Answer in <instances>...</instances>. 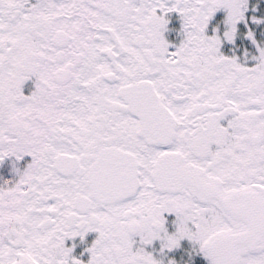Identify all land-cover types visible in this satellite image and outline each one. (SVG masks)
<instances>
[{
	"label": "snow or ice",
	"instance_id": "obj_1",
	"mask_svg": "<svg viewBox=\"0 0 264 264\" xmlns=\"http://www.w3.org/2000/svg\"><path fill=\"white\" fill-rule=\"evenodd\" d=\"M8 163L0 264H264V0H0Z\"/></svg>",
	"mask_w": 264,
	"mask_h": 264
},
{
	"label": "flooded vegetation",
	"instance_id": "obj_2",
	"mask_svg": "<svg viewBox=\"0 0 264 264\" xmlns=\"http://www.w3.org/2000/svg\"><path fill=\"white\" fill-rule=\"evenodd\" d=\"M29 85H31L32 87H34V84H32V81H29L28 82ZM26 93L29 92V88L26 87L25 89ZM10 163L4 165V167L0 168V184H3L5 183L6 181H8L9 179L11 180V177L13 175V171L11 169V167L9 166ZM7 178V179H4V178ZM4 179V180H3ZM97 234L96 233H90L87 237V240H88V244L90 245V243L96 238ZM77 248L75 250L76 254L79 255V253H81L83 251V249L87 246V245H84V244H81L79 242V238H77ZM68 245L71 246V244L73 243L72 240H69L68 242ZM191 245L188 241H185L184 242V248L178 250L176 253H174V255L177 257V259H180L181 256L184 257V259L186 260L188 258L187 256V252L185 251V249L187 248H190ZM83 259L87 260V254H85L83 257ZM201 261H203V258H199Z\"/></svg>",
	"mask_w": 264,
	"mask_h": 264
},
{
	"label": "rangeland",
	"instance_id": "obj_3",
	"mask_svg": "<svg viewBox=\"0 0 264 264\" xmlns=\"http://www.w3.org/2000/svg\"><path fill=\"white\" fill-rule=\"evenodd\" d=\"M179 26H180V21H179V19L178 18H173L172 19V22H171V24H170V28L171 29H178L179 28ZM166 37L170 40V41H174V42H176V41H178L179 40V33H178V31H175V30H173V31H169L168 33H166ZM26 160H30L31 158L30 157H26L25 158ZM9 166L11 167V164H9ZM2 167H4V166H0V168H2ZM11 169H12V167H11ZM14 173H13V175H12V177H11V179H13L14 178ZM4 179H7L6 177L4 178ZM3 179V180H4ZM10 180V179H9Z\"/></svg>",
	"mask_w": 264,
	"mask_h": 264
}]
</instances>
